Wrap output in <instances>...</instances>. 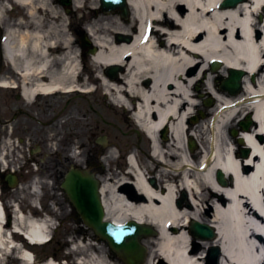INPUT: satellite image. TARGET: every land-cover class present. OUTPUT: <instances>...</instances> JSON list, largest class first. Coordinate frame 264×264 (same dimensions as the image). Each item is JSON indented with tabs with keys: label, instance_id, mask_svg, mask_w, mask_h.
Returning a JSON list of instances; mask_svg holds the SVG:
<instances>
[{
	"label": "bare ground",
	"instance_id": "obj_1",
	"mask_svg": "<svg viewBox=\"0 0 264 264\" xmlns=\"http://www.w3.org/2000/svg\"><path fill=\"white\" fill-rule=\"evenodd\" d=\"M2 1L6 0H0V17L3 8L7 7V2L2 4ZM96 1L74 0L83 9L97 8ZM123 1L120 5L131 9L132 18L140 23L141 34L118 43L113 39V33L131 35L122 24L124 19L98 17L90 26L99 48L93 54V65L98 74L88 81L79 78L83 72L79 71L81 64L74 55L63 13L54 6L55 0H15L30 11V27L23 30L11 27L5 44L14 68L23 73L24 93L28 97L41 92L90 87L95 76L102 82L104 90L113 89V99L121 98L127 107L131 98L140 96L135 98L136 104L131 112L141 122L140 125L153 135L152 155L148 162L138 160L134 155L129 158L136 177V193L128 195L117 190L119 182L122 183L120 186L127 183L126 177L121 175L106 177L101 193L97 192L99 188H94L96 193L92 190L96 207L101 209V213L105 210V213H99L100 218L96 217L91 225L98 227L99 220L100 227L106 220L120 224L136 221L154 225L157 227L156 236L144 243L147 255L143 264H203L201 253L206 244L201 240L194 247L187 228L193 220L204 222L206 213L212 210L210 224L217 231L212 242L221 247L220 264H264V139L256 137L260 134L264 138V0H246L227 8L220 7L222 0ZM150 27L153 35L143 42L142 37ZM125 59L129 62L123 75L115 79L106 75L105 66L123 64ZM213 60L221 62L218 71L222 74L231 68L245 70L247 76L243 80V95L250 97L240 96L234 103L235 99L228 97L222 88L214 86V75L207 67ZM192 68H197L195 74H191ZM253 74L255 81L250 79ZM147 77L153 81L149 89L141 86V81ZM202 82L210 93L211 102H221L214 122L208 125L217 137L211 139L210 149L206 148V154L201 158V163L206 164L204 169L193 167L195 160L189 157V148L183 146L185 136L189 135L186 128L191 127L188 119L201 103L194 96L196 93L199 97L205 96L200 92ZM168 85L172 89H168ZM194 85L197 88L194 89ZM202 104L209 106L204 102ZM212 110L213 113L216 111L215 108ZM246 112L257 122L253 130L256 135L243 132L241 136L250 153L247 157H240L234 154L236 146L227 140L224 125L239 113ZM197 120L196 117L192 119L193 122ZM165 123H170L176 146H160L158 143L155 130L158 131ZM201 126L206 131L207 124ZM197 132L198 129H193V133L197 135ZM116 148L120 147L108 148L110 156L115 155ZM148 169L156 171L155 177L158 181L164 178L163 182L152 185ZM216 170L222 172L229 182H220L215 175ZM109 174L112 175V172ZM86 179L100 185L99 180L90 177L77 181L84 182ZM209 192L212 193L209 195ZM33 202L34 206L41 208L36 200ZM3 206L0 198V262L1 258L5 262L7 253L14 250L19 253L22 264H40L33 260L32 250L23 248L10 234V228L5 225L9 220ZM15 207L16 217L12 226L23 232L30 243L46 242L55 225L52 217L36 218V214L32 213V216L20 211L18 204ZM66 209L69 211L70 208ZM138 230L134 234L137 239L141 235ZM146 233L143 232L144 235ZM76 243L74 249L78 250L75 252L81 254L79 261L64 263L54 255L45 264L122 262L105 249L111 243L107 245L103 242V246L89 240H76ZM138 258L136 256L135 259ZM207 264L214 262L210 260Z\"/></svg>",
	"mask_w": 264,
	"mask_h": 264
},
{
	"label": "flooded vegetation",
	"instance_id": "obj_2",
	"mask_svg": "<svg viewBox=\"0 0 264 264\" xmlns=\"http://www.w3.org/2000/svg\"><path fill=\"white\" fill-rule=\"evenodd\" d=\"M2 2V4L7 2L5 3L7 7L3 8L0 19V180L3 187L0 197L5 204L3 211L6 219L9 220L5 224L6 227L10 228L13 238L26 242L25 238L15 232L12 226L16 217L14 211L17 208L11 205L17 198L18 192L10 186L9 176H15L17 182L30 181L34 176V171L30 168L35 163L40 174L51 172L57 180L64 179L72 166L102 175L106 173L102 159L109 155L106 146H153V140L132 113L136 104L135 98L139 96L131 98L129 105L133 109L131 108L132 110L128 112L125 104L115 105L121 109L117 121L112 120L111 113L104 114L100 110V107H105V102H109L108 106L113 108L110 95H103L99 101L97 91L90 90L88 86V90L74 91L72 94L58 92L48 96L46 92H41L33 97L26 96L23 73L16 70L7 57L5 36H8L11 27L17 30L30 27L29 10H25L15 0ZM61 5L67 6L63 5V2ZM71 29L74 35L73 49L79 50L81 46L84 56L83 72L79 78L88 81L94 76V73L89 71V62L86 58L90 45L83 42L84 33L78 23H72ZM91 82L93 83L90 85L94 88L95 81ZM151 82V80L143 79L141 86L149 88ZM96 107H99V110ZM97 118L110 130L106 131V128H103L97 134ZM188 121L191 126V119ZM234 123L235 127L239 128V119H236ZM169 124L166 123L167 126ZM157 137L160 146H176L173 142L175 135L168 130L165 132L162 129ZM3 146H9V168L7 169L1 163ZM50 146L56 149L52 154L47 152ZM183 146H189V143H184ZM76 148L79 154H76ZM53 161L55 163L48 167V164ZM156 183L157 181L154 184ZM121 184H119L120 190L129 193L127 186L125 184L120 186ZM18 209L25 214H31L30 211L37 210L31 207ZM71 214L78 215V212L74 208Z\"/></svg>",
	"mask_w": 264,
	"mask_h": 264
},
{
	"label": "rangeland",
	"instance_id": "obj_3",
	"mask_svg": "<svg viewBox=\"0 0 264 264\" xmlns=\"http://www.w3.org/2000/svg\"><path fill=\"white\" fill-rule=\"evenodd\" d=\"M68 16V17H67ZM70 18H73L72 17V15H70ZM76 18H79V20H80V24H81V18L80 17H78V16H76ZM84 18H85V20L88 22V23H92L93 22V17H91V14H89V15H85L84 16ZM64 22H65V24L67 23V20L69 19V15H65L64 16ZM130 24L127 26L128 28H130V27H133V26H137L138 24H136V22L134 21V20H131L130 19ZM135 22V23H134ZM79 24V25H80ZM257 32H258V30H257ZM158 37V36H157ZM158 39H160V37H158ZM227 74H228V71H225V73L224 74H222L220 71H216V73H212V76H213V79H212V81L215 83V84H217V83H219L220 84V82H216V80L217 79H222V77H224V76H227ZM257 79H258V75H257ZM98 85V84H97ZM196 88V85L194 86V89ZM200 92H202V93H204L205 95H206V98H210V93L206 90V88H205V84H204V82H202L201 83V86H200ZM97 96H98V100L99 101H101V98H102V96H103V93L101 92V89H98L97 90ZM202 98L203 97H199V94L198 93H196V95H195V99H197L199 102H201V103H203V100H202ZM98 103V102H97ZM105 104V107H100V110L102 111V113L104 112V114H108V113H111V115H112V120H114V119H116V121H117V118L118 117H120L119 115H120V113H121V109H120V107H116L115 106V104H113V103H111V105H112V107L113 108H111V107H109L108 105H109V102H105L104 103ZM221 104V102H216V103H214V104H212V106L210 107L209 106V110H207V112L209 113L208 115H207V118H206V121H209V117H210V115L212 114V109H216V106H218V105H220ZM96 109L97 110H99V107H96ZM196 109H198V108H195V111H194V114H195V112H196ZM119 111V112H118ZM241 115V114H240ZM98 119V118H97ZM97 134H99V130H102L103 128H106V131L107 130H110L109 128H107V126H105V123H102V121L100 120V119H98V121H97ZM109 126V125H108ZM254 126H251V128H253ZM113 132H115V133H119L118 131L116 132V130H113ZM231 135V134H230ZM229 136V135H228ZM208 137H209V132L208 133H201L200 134V138L202 139V142L204 143L205 142V140H207L208 139ZM229 137H231L230 139H232L233 137H232V135L231 136H229ZM223 141H224V139H223ZM56 149H55V147L54 146H50V147H48L47 148V152L49 153V154H52L54 151H55ZM198 156V155H197ZM196 156V157H197ZM198 159V158H197ZM55 163V161H53L52 163H49L48 164V167H50V166H52L53 164ZM197 163H198V160H197ZM112 166H113V168H115V166L113 165V163H110ZM49 174V173H48ZM49 176V175H48ZM28 199L29 198H27V201H26V205H28ZM60 199V197L58 198V200ZM63 216V215H62ZM66 216V215H65ZM72 223H74L73 221H70V223H67V225H66V227L64 226L61 230H60V235L62 236V239H61V243L59 244V243H57V242H55V243H52L51 245H49L48 247H47V255H50V254H53L54 252H58V254H61V252L59 251V249H60V247H65V246H63L65 243H66V240H67V238H69L70 237V239H75L76 238V235H75V229H76V225H74V224H72ZM81 228V227H80ZM87 233L88 234H92V231H88L87 230ZM68 235V236H67ZM67 236V237H66ZM77 239H79L80 241L82 240V241H84V239L80 236L79 238H77ZM68 241V240H67ZM91 242H95L96 243V240H90ZM98 244H100V243H98ZM100 245H102L103 246V244H100ZM62 248V249H63ZM106 249V248H105ZM45 253H44V255H46ZM14 263V262H13ZM0 264H4V263H2V262H0ZM15 264H20V259L18 258V259H15Z\"/></svg>",
	"mask_w": 264,
	"mask_h": 264
},
{
	"label": "water",
	"instance_id": "obj_4",
	"mask_svg": "<svg viewBox=\"0 0 264 264\" xmlns=\"http://www.w3.org/2000/svg\"><path fill=\"white\" fill-rule=\"evenodd\" d=\"M234 1L236 2V0H234ZM235 81H236V79H233V82H235ZM72 183H73V180L71 178L69 180V184H67V186L70 187V185ZM88 184H89V182L87 180H85L84 182H79V187H76L75 185H78V183H77V180H75V184H74L75 190H74V187H71V190L73 188L72 191L73 192L75 191V196L77 197L76 200H78V202H77L78 205L81 206L83 209L88 206L87 204H84L85 196L88 199H91V200L96 202L95 196L94 197L92 196L93 193L87 192L89 190V189H87ZM94 192L96 193L95 190H94ZM99 213L103 214L99 211L94 216H92L88 213H85L83 215H84V217H86L88 220H90L92 222L96 217L100 218L101 215ZM99 224H100V220L98 221V227L95 226L97 232L99 234H101L103 237H106L116 249H118V250H120L122 248L123 249H129L131 252H133L136 249L135 247L139 246L137 238L134 237V234L137 232V227L132 228V226L129 225V226H127V228L130 227L132 229V230H129V229H124V228H126L125 226L120 227V226H116L113 223L104 222L101 227ZM143 232H151V231L148 229H139L138 230V234H142ZM133 238H136V239H133ZM123 239H127V240L125 241Z\"/></svg>",
	"mask_w": 264,
	"mask_h": 264
}]
</instances>
